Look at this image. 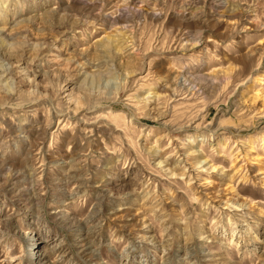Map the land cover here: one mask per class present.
I'll return each instance as SVG.
<instances>
[{
  "label": "rangeland",
  "instance_id": "obj_1",
  "mask_svg": "<svg viewBox=\"0 0 264 264\" xmlns=\"http://www.w3.org/2000/svg\"><path fill=\"white\" fill-rule=\"evenodd\" d=\"M0 264H264V0H0Z\"/></svg>",
  "mask_w": 264,
  "mask_h": 264
},
{
  "label": "bare ground",
  "instance_id": "obj_2",
  "mask_svg": "<svg viewBox=\"0 0 264 264\" xmlns=\"http://www.w3.org/2000/svg\"><path fill=\"white\" fill-rule=\"evenodd\" d=\"M15 56H16V55H15ZM17 57H18V56H17ZM18 58H19V57H18ZM64 67H65V66H64ZM65 68H66V67H65ZM62 70H64L63 67H62L61 69H59V71H58L59 73H58V74L61 75V71H62ZM60 75H58V76H60ZM74 109L76 110V106L74 107ZM27 134H29V132H28ZM89 143H90V142H87V141H86V146H87ZM83 148H85V146H82V147H81V149H83Z\"/></svg>",
  "mask_w": 264,
  "mask_h": 264
}]
</instances>
